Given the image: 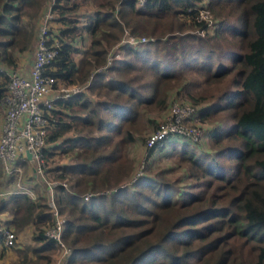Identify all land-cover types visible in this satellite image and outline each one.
Wrapping results in <instances>:
<instances>
[{
  "label": "trees",
  "instance_id": "1",
  "mask_svg": "<svg viewBox=\"0 0 264 264\" xmlns=\"http://www.w3.org/2000/svg\"><path fill=\"white\" fill-rule=\"evenodd\" d=\"M40 2L0 0V63L15 68L16 51L31 49L21 15ZM85 3L93 10L81 16ZM200 8L212 23L196 21ZM53 13L49 40L59 46L45 71L69 84L91 76L85 91L54 102L42 149L65 217L62 264H264V0H54ZM124 28L152 39L122 45L104 65ZM6 79L0 72V99ZM178 98L194 106V123L209 124L210 148L180 136L144 147L143 169L130 180L142 109L164 110ZM56 154L70 161L48 165ZM173 156L194 181L186 190L149 172ZM43 199L0 197L8 217L0 223L14 232L31 224L39 244L26 247L33 257L22 264H54Z\"/></svg>",
  "mask_w": 264,
  "mask_h": 264
},
{
  "label": "built area",
  "instance_id": "2",
  "mask_svg": "<svg viewBox=\"0 0 264 264\" xmlns=\"http://www.w3.org/2000/svg\"><path fill=\"white\" fill-rule=\"evenodd\" d=\"M142 3L144 0H137ZM54 0H48L38 26L35 38L33 58L27 73L15 68L0 67L7 79L5 93L0 99L3 108L0 125V162L2 177L11 179L12 189H0V197L14 192L30 193L31 190L23 184V164H27L30 173L40 182L43 197L50 215V222L43 227V234L55 245L54 264H62L70 254V248L62 239V227L65 221L54 201V186L56 181L50 179L45 172L42 149L45 148V137L50 122L54 120L52 109L58 99H66L71 95L86 90L90 77L79 84L64 83L54 75L45 71L46 65L56 53L59 46L57 38L49 40L48 23L53 19ZM206 9L200 8L196 21L206 18ZM209 24V23H208ZM151 37L134 35L127 28L123 29L120 39L110 47L105 54L104 65L120 58L122 45H136ZM166 118L159 123L145 138V148L180 136L186 139L195 136V129L186 125L195 112L193 105L172 100L166 108ZM25 151L30 153L26 157ZM142 164L136 175L141 173ZM66 186V182H61ZM89 193L83 194L86 198ZM0 242L10 247L15 242V234L11 227L0 225Z\"/></svg>",
  "mask_w": 264,
  "mask_h": 264
},
{
  "label": "rangeland",
  "instance_id": "3",
  "mask_svg": "<svg viewBox=\"0 0 264 264\" xmlns=\"http://www.w3.org/2000/svg\"><path fill=\"white\" fill-rule=\"evenodd\" d=\"M40 1L41 2L39 3V5L38 4L36 5V3H37L36 2L35 5H33V6L25 7V11L21 15L22 29L27 33H31V32L33 33V35H32L33 43L30 47L31 49L24 50L22 52L16 51V54H21V53L26 54L27 53V54H30L33 58L36 33L38 31L39 24H41V22H42V15H43V12L46 9L47 3H48V0H40ZM90 10H93V7L91 5L85 3V4L80 5L77 13L79 15H81V14L84 15L87 12H89ZM206 10H207L206 11L207 15H206V18H203V19L206 20L207 23H212V14L208 9H206ZM54 17H55V14L53 13V19L48 23V29L56 28L57 22L54 19ZM192 31L195 33H199V34L203 33L199 29H197L196 31H195V29H192ZM122 33H121V35H122ZM121 35H120V37H121ZM120 37H119V39H120ZM86 43H87V41H86ZM112 46H110V47H112ZM73 57H74V59H77L78 54H74ZM178 59H179V57H178ZM17 65H18V63H17ZM174 65H176L175 66L176 68L181 69L178 62L177 63L175 62ZM0 67L10 68L3 63H0ZM179 73H180V77L178 80L181 82L182 81L186 82L189 75H190L189 74L190 71L189 70H182V71H179ZM88 77L91 78V76H88ZM77 84H79V83H77ZM174 100L180 101L183 103H189L188 101H185L184 99H181V98L174 99ZM169 101L170 100L168 99L167 104L170 103ZM2 112H3V108L0 105V125H1ZM166 112H167L166 108L164 110H158V109H146V110H144V109H142L140 117L138 118L137 122H135V125H136L135 129H137V130L139 129V133H140L139 136L142 138L136 139V141L132 144V146L128 150V155H129L130 159L132 160V165H133V170H132V174H131L132 177L130 178V180L133 179L135 176H137L136 173H137L138 169L140 168L141 163L143 162L142 160H143V157L145 155L143 140L145 141V138L147 137V135L153 131L152 130V127H153L152 124L153 123L151 121H154L156 123V125H158L159 123H162L163 120H165V118H166ZM147 117L149 118V120L147 119ZM186 125L190 128H194L196 130L195 136L192 135V137L189 138L191 146H194L193 143H195L198 145L196 147L197 149L210 148L211 144L206 139V135L204 134V129L207 128V126L209 125L208 123H203L202 125H198V124L194 123V121L192 119H189V121H186ZM139 136H138V138H139ZM196 142H198V143H196ZM171 155H172V153H170L169 156H171ZM68 161H70V156H68V155L64 156V155L56 154L51 159H49V161H47V163H48V165H54L57 163L60 164V163L68 162ZM183 166L184 165L181 162L176 161V159H174V156H173L169 159L156 160L155 163L153 164V166H150L151 169L149 170V172H151L153 174L160 172L163 175H165V177L167 179H174L178 183L179 188L186 190L193 185L194 181H193V179L190 178V176L186 172V169ZM0 167H1V162H0ZM23 172H24L23 173V176H24L26 173L29 172V169L27 170V168H24ZM4 184H5V182H4V178L2 177V171H0V189L3 186H5ZM103 192H106V191H100V193H103ZM43 202H45V199H43ZM6 218H7V214L5 212L0 213V222L5 220ZM0 225H2V223H0ZM9 227H11V229H13L12 226H9ZM21 229L17 230L16 232H14V230H13L15 236H16V233H18ZM15 239H16V237H15Z\"/></svg>",
  "mask_w": 264,
  "mask_h": 264
},
{
  "label": "crops",
  "instance_id": "4",
  "mask_svg": "<svg viewBox=\"0 0 264 264\" xmlns=\"http://www.w3.org/2000/svg\"><path fill=\"white\" fill-rule=\"evenodd\" d=\"M15 60V69L27 73L31 65L32 56L27 53L16 54ZM24 168H27V170L29 169L27 164H23V170ZM4 182L5 186H3L1 189L11 190L13 187L11 179L4 178ZM23 184L31 190L30 193H25L30 199L34 200L39 192H42L43 194V189L40 185V182L30 173V171L24 175ZM32 231L33 227L31 224L24 225L22 229L16 233L15 245L12 247H5L0 242V264H22V258L27 263V261L33 257L31 251L26 248L32 245H39L38 242L32 238Z\"/></svg>",
  "mask_w": 264,
  "mask_h": 264
},
{
  "label": "water",
  "instance_id": "5",
  "mask_svg": "<svg viewBox=\"0 0 264 264\" xmlns=\"http://www.w3.org/2000/svg\"><path fill=\"white\" fill-rule=\"evenodd\" d=\"M25 155H26V157H29L30 153L28 151H25Z\"/></svg>",
  "mask_w": 264,
  "mask_h": 264
}]
</instances>
